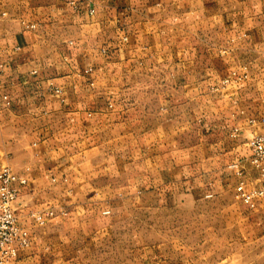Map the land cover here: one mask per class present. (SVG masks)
Wrapping results in <instances>:
<instances>
[{
    "label": "crops",
    "instance_id": "obj_1",
    "mask_svg": "<svg viewBox=\"0 0 264 264\" xmlns=\"http://www.w3.org/2000/svg\"><path fill=\"white\" fill-rule=\"evenodd\" d=\"M0 60L28 148L13 184L32 235L22 264H214L178 242L196 234L170 248L168 228L139 241L135 224L202 206L210 237L239 222L230 165L259 183L264 0H0Z\"/></svg>",
    "mask_w": 264,
    "mask_h": 264
},
{
    "label": "rangeland",
    "instance_id": "obj_2",
    "mask_svg": "<svg viewBox=\"0 0 264 264\" xmlns=\"http://www.w3.org/2000/svg\"><path fill=\"white\" fill-rule=\"evenodd\" d=\"M256 57L257 52L254 50L246 51L244 55V59L252 61L250 67L253 69L257 67ZM243 71L247 73L248 66L244 65ZM7 106L0 91V171L7 167L14 172L16 164L19 162L16 160V155L20 153L21 157L27 153L28 148L23 144V140L21 142V139L24 138V127L17 118L7 113ZM230 198L234 207L228 212L231 214L233 211L235 216H239V222L232 227H226L223 223L219 224V227L223 228L219 229L220 231L223 230L222 233L213 231L210 237V224L206 220H200V218L203 219L213 214L215 210L202 206L190 212L185 211L186 213L180 210L171 211L169 216L164 215L168 223L161 222V213L154 212V217H151V213L147 217L146 213H139L135 224L139 241H141L140 237H146V233L152 232L153 237L156 238L163 229L168 228L171 236L168 243L170 248L177 247V241L174 240L177 239L176 236L179 232L182 236L185 232H189L187 235L191 237L196 234V239L178 241L184 243L186 247L198 249V256L193 257H201L203 253L207 255L203 259L212 261L214 264H264V197L257 200L255 207H250L241 201L236 197V193L234 196L228 197V200ZM221 210L225 212L223 213L225 215L226 209L222 208H218V214ZM221 215L222 213L217 216L219 220ZM152 219H155L153 223L155 225H149ZM232 232V239H215L217 235L219 238L224 233L231 235ZM209 252L213 254L210 255Z\"/></svg>",
    "mask_w": 264,
    "mask_h": 264
},
{
    "label": "built area",
    "instance_id": "obj_3",
    "mask_svg": "<svg viewBox=\"0 0 264 264\" xmlns=\"http://www.w3.org/2000/svg\"><path fill=\"white\" fill-rule=\"evenodd\" d=\"M1 64L0 60V66ZM56 91L61 90L56 88ZM4 99L8 104V95H4ZM255 121L251 119L252 123ZM261 122L264 123V118ZM237 131L238 129H235L236 133ZM248 144L251 151L250 163L258 171L259 183L253 184L241 176L244 171L237 163L231 164L230 167L240 176L235 188L236 197L250 207H255L257 200L264 197V130L254 134ZM17 180L20 183L26 182L25 179L17 177L10 168L5 167L0 171V264H22L19 260V250L30 246L32 240L29 228L21 223L16 212L15 203L19 197V189L13 184ZM108 212L105 210V213ZM52 214L50 209L31 213L40 223Z\"/></svg>",
    "mask_w": 264,
    "mask_h": 264
}]
</instances>
